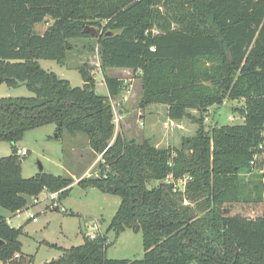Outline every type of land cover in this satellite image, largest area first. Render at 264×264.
I'll return each mask as SVG.
<instances>
[{
  "label": "trees",
  "instance_id": "obj_1",
  "mask_svg": "<svg viewBox=\"0 0 264 264\" xmlns=\"http://www.w3.org/2000/svg\"><path fill=\"white\" fill-rule=\"evenodd\" d=\"M83 37L95 38L107 95L95 92L86 64L77 67L83 84L72 86L38 62L64 61ZM110 68L137 75L140 108L164 105L171 121L191 116L194 135L161 148L115 133L111 100L124 84ZM0 83L33 93L0 97V141L11 144L0 157L1 207L15 213L29 196L61 190V198L72 187L70 176H22L16 142L48 123L55 138L83 134L100 154L97 173L76 185L120 198L103 233L67 248L48 243L60 253L43 264H264V0H0ZM238 99L243 123L205 126L210 106ZM183 175L191 180L174 191ZM226 203H258L261 212L230 214ZM126 228L141 233L142 257L108 258V232ZM21 234L0 214V264H34Z\"/></svg>",
  "mask_w": 264,
  "mask_h": 264
},
{
  "label": "rangeland",
  "instance_id": "obj_2",
  "mask_svg": "<svg viewBox=\"0 0 264 264\" xmlns=\"http://www.w3.org/2000/svg\"><path fill=\"white\" fill-rule=\"evenodd\" d=\"M46 26L47 23L40 22L34 25V30L42 33ZM72 44L73 48L67 52L64 61L39 59L40 66L68 80L72 86H81L83 81L77 67L86 64V67L92 70L95 92L107 95L103 73L99 68L95 38H78L73 40ZM106 72L122 80L124 84L119 96L111 100L115 133L120 131L127 138L136 139L147 136L161 148L169 145L179 147L183 137L194 135L197 124L191 116L172 122L167 119L164 105L151 104L145 108L139 107L141 85L135 73L122 68H110ZM31 95L32 91L24 85L9 86L0 83V97ZM243 106L241 99L225 100L219 105L210 106L203 114V122L207 128L215 125L241 124ZM138 111L142 113V118L137 117ZM190 114L197 116L195 111L190 110ZM154 116L157 118L153 119ZM151 119L154 124L149 128ZM54 136L55 124L40 125L25 131L16 142V147L27 150L26 154L19 155L23 177L45 171L73 178L69 192L59 200V209L52 208L45 190L37 196L39 201H35V197H27V207L21 211L12 213L0 206V214L8 223L15 228H22V234L19 236L21 250L33 256L34 264H43L59 255L60 251L48 243L67 248L81 244L83 235L103 233L120 203L118 195L103 193L96 188L84 190L76 185L82 176L95 175L98 171L97 161L101 160L100 154H94L88 147L86 137L83 134L71 136L66 130L60 138ZM10 152L11 144L0 141V157ZM223 208L230 214L249 217H255L261 212V205L258 203H226ZM96 218L100 219L98 229L88 228L87 224ZM108 239L110 242L106 250L108 258L132 260L140 259L143 255L140 232L126 228L117 237L113 232H108Z\"/></svg>",
  "mask_w": 264,
  "mask_h": 264
},
{
  "label": "built area",
  "instance_id": "obj_3",
  "mask_svg": "<svg viewBox=\"0 0 264 264\" xmlns=\"http://www.w3.org/2000/svg\"><path fill=\"white\" fill-rule=\"evenodd\" d=\"M16 153L18 155H24L27 153V150L25 149H16ZM191 180V176L189 175H183L182 177L177 178L176 180H173V189L174 191H178V192H182L184 191L187 183ZM47 192V198L51 201V205L53 206H58L59 200H60V193L61 190L59 191H46ZM35 201H39L37 197H35ZM64 210V209H63ZM33 221H35V218H33ZM88 228H94V229H98L99 227V222L97 220H93L92 223L87 225ZM99 234V233H97ZM95 234V235H97ZM92 235L91 237L95 236ZM90 236V235H88ZM17 256V254H16Z\"/></svg>",
  "mask_w": 264,
  "mask_h": 264
},
{
  "label": "crops",
  "instance_id": "obj_4",
  "mask_svg": "<svg viewBox=\"0 0 264 264\" xmlns=\"http://www.w3.org/2000/svg\"><path fill=\"white\" fill-rule=\"evenodd\" d=\"M124 70H126V71H131L130 69H124ZM132 72V71H131ZM165 109V108H164ZM139 110V109H138ZM141 111V110H140ZM140 111H138V114H137V117L138 118H142V113H140ZM166 112V111H165ZM153 119H155V118H157L156 116H154V117H152ZM168 119V118H167ZM169 120V119H168ZM158 121H159V119H158ZM157 121V122H158ZM169 121H171V120H169ZM172 122H174V121H172ZM152 124H154L153 123V121H152V119L149 121V128H150V126L152 125ZM152 141V140H151ZM155 146H157V145H155ZM71 174V173H70ZM71 175H73L74 176V174H71ZM96 220L99 222V220L100 219H97L96 218ZM100 223V222H99ZM10 224V223H9ZM88 225V224H87Z\"/></svg>",
  "mask_w": 264,
  "mask_h": 264
},
{
  "label": "water",
  "instance_id": "obj_5",
  "mask_svg": "<svg viewBox=\"0 0 264 264\" xmlns=\"http://www.w3.org/2000/svg\"><path fill=\"white\" fill-rule=\"evenodd\" d=\"M83 32L84 33H90L92 35H94L96 33L95 29L90 27V26H86V28H84Z\"/></svg>",
  "mask_w": 264,
  "mask_h": 264
}]
</instances>
